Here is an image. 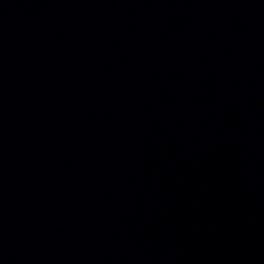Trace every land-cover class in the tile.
<instances>
[{"label":"water","instance_id":"obj_1","mask_svg":"<svg viewBox=\"0 0 264 264\" xmlns=\"http://www.w3.org/2000/svg\"><path fill=\"white\" fill-rule=\"evenodd\" d=\"M0 264H264V0H0Z\"/></svg>","mask_w":264,"mask_h":264}]
</instances>
